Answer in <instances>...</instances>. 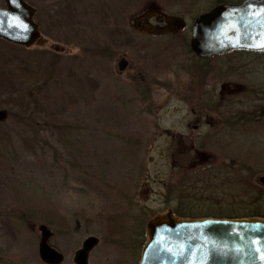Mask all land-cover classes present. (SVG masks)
<instances>
[{
	"label": "rangeland",
	"instance_id": "1",
	"mask_svg": "<svg viewBox=\"0 0 264 264\" xmlns=\"http://www.w3.org/2000/svg\"><path fill=\"white\" fill-rule=\"evenodd\" d=\"M25 2L35 8L41 39L23 46L0 38V149L7 146L0 156V264H46L38 226L47 214L56 222L48 226L51 245L64 255L60 264H76L90 236L99 242L88 264H139L155 216L181 205L213 213L264 193V52L202 61L183 43L194 15L215 0L186 13L195 0ZM156 5L177 28L170 38L150 37ZM122 57L129 60L125 71L118 68ZM204 67L206 103L215 108L202 124L190 111L201 88H185ZM235 98L241 119L222 123L234 114ZM225 99L233 106L220 107ZM238 121L241 135L219 139ZM181 132H193L196 142L209 135L188 167L171 155L186 142ZM20 182L51 211L26 208Z\"/></svg>",
	"mask_w": 264,
	"mask_h": 264
},
{
	"label": "water",
	"instance_id": "2",
	"mask_svg": "<svg viewBox=\"0 0 264 264\" xmlns=\"http://www.w3.org/2000/svg\"><path fill=\"white\" fill-rule=\"evenodd\" d=\"M0 6V38L30 46L41 33L34 21L35 8L25 0H6ZM191 47L198 57L232 50L264 51V0L223 3L200 15ZM126 61L122 59L120 70ZM264 183V176L260 178ZM39 256L46 264H60L63 253L50 243L52 229L41 224ZM147 241L139 264H264V217H179L172 211L147 224ZM96 236L83 242L74 257L88 264Z\"/></svg>",
	"mask_w": 264,
	"mask_h": 264
},
{
	"label": "flooded vegetation",
	"instance_id": "3",
	"mask_svg": "<svg viewBox=\"0 0 264 264\" xmlns=\"http://www.w3.org/2000/svg\"><path fill=\"white\" fill-rule=\"evenodd\" d=\"M201 1L203 0H195V5L192 7V8H187L184 9L185 13L186 11L187 12H193V11H196V7H198V3H200ZM242 0H239V1H228L227 0H215V4L212 6V8H210L209 10H205L204 12H197L196 15H194V18H193V22H192V26H191V37L190 39L189 38H184L185 41H183V43L186 45V47H188V51H190V53L194 54L195 56V59H202V61H204L205 59H208L209 57H198V55L193 51L192 47H191V40L193 38V33H194V26H195V21L196 19L210 11L211 9H213L214 7L222 4V3H238V2H241ZM156 10L158 11V13L155 15V19H157V22H158V26H155L154 27V33H153V36H150V37H159V38H163L165 39L166 37H172V35L170 36V33L173 32L174 34L176 33V29L175 26H174V23H173V20L166 16L167 14H165V10L163 9V7H159L156 5ZM36 12V11H35ZM162 16V17H161ZM164 16V17H163ZM166 16V17H165ZM154 17V15H153ZM183 24L186 26L185 22H183ZM184 26V27H185ZM174 27V28H173ZM166 34H169V36H166ZM175 38V39H174ZM183 38V37H182ZM41 39L38 38V40ZM174 40L178 39V37H173ZM167 42V41H166ZM230 53V52H229ZM227 54V53H225ZM215 57V56H214ZM212 58V57H210ZM122 59H124L126 61V65H125V69L122 70V71H125L129 65V60L126 58V57H122L120 59V61L118 62V68L120 69L119 67V64L120 62L122 61ZM202 71H200V73H197V74H192L194 78H192L190 76V79H191V83L189 81V83L187 84V87L185 89H190L191 85L195 84V87L200 86L201 88V91H202V95L200 96V101L201 102H198L200 103L197 108H190V111L192 113V116L196 118V120H199L202 122V124H205V122L208 123L209 121V117H208V109L211 108V106L209 107V104L207 105L206 102H209V98L207 97V91L204 89L206 86L209 85L208 83V80H207V75L209 74L208 72V68L207 67H204V68H201ZM198 70V69H197ZM192 90V89H191ZM225 102L222 103V105L220 107L222 108H229V107H232L234 102L236 101V98L233 102L232 99H228V100H224ZM237 102V101H236ZM215 105L212 106V108H215L214 107ZM235 109H234V114H231L230 116L228 117H225L221 122H226L228 120H240L241 119V115H242V108L241 106L239 107V102H237L235 104ZM209 107V108H208ZM199 108V109H198ZM211 108V109H212ZM228 112V111H227ZM210 122V121H209ZM237 125V124H236ZM200 124L197 123L194 125V129L197 130L199 128ZM236 128V129H235ZM240 128H241V122L238 121V127L236 126H233L232 123H228V125L224 128V131L221 132V134L218 136L219 139L220 137H224L226 135H228V137H224V139H230V134L232 136H235L236 134L238 135H241V132H240ZM234 130V132H232L231 130ZM166 136L168 135H171L172 133L170 131H166L165 132ZM180 137V139H185L186 142H183V144L181 146H176L174 147V151L171 153V155L173 156V162L178 163L180 162V166H189L188 162H189V157L191 154H194L197 150H199L200 148H204L205 146H207V141L209 140V135L207 134H204L202 133V136L200 137V139L202 140V142H196V138L197 136L194 135V133H188V132H185V133H177ZM217 137V136H215ZM214 139H218V138H215ZM199 139V141H200ZM163 153V152H162ZM183 163V165H182Z\"/></svg>",
	"mask_w": 264,
	"mask_h": 264
},
{
	"label": "trees",
	"instance_id": "4",
	"mask_svg": "<svg viewBox=\"0 0 264 264\" xmlns=\"http://www.w3.org/2000/svg\"><path fill=\"white\" fill-rule=\"evenodd\" d=\"M4 146V149H0V156H4L7 153L5 152L6 145L3 143L1 147ZM8 149V148H7ZM2 152V153H1ZM6 153V154H4ZM1 156V157H2ZM250 158V157H249ZM255 158V157H254ZM253 158V159H254ZM248 161V159L244 158V161ZM17 188L21 189L22 192L20 194H25L26 199L25 201H22L23 203L25 202L26 208H36L37 210L42 209L43 212L47 213V211H51L50 206L46 204L47 202L45 199L39 196V194H36L35 197L31 198V195H34L35 191L30 190L28 187L25 186L24 182L18 183ZM253 194L255 198H251V200L245 205L244 203H241V207L239 205L232 207H228V205L225 207L223 205H220L216 210V212L210 213L209 211L202 213H195L192 211H187V208H182V205L178 207V209L174 210V214L180 216V217H191V218H199V217H264V206H263V201H264V193L262 192H257L255 191ZM23 198V197H22ZM186 206H190L189 204H185ZM196 206V205H195ZM240 209V211H239ZM35 210V209H34ZM53 214H47V216H43L40 218L41 222H44V224L50 225V226H55L56 222L53 218ZM114 227V226H113ZM115 230V229H114ZM118 231V229H117ZM116 232V230H115ZM118 232H116L117 234ZM115 234V233H114Z\"/></svg>",
	"mask_w": 264,
	"mask_h": 264
}]
</instances>
